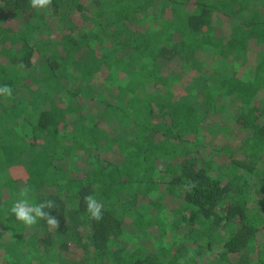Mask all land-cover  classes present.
Listing matches in <instances>:
<instances>
[{"label":"trees","instance_id":"1","mask_svg":"<svg viewBox=\"0 0 264 264\" xmlns=\"http://www.w3.org/2000/svg\"><path fill=\"white\" fill-rule=\"evenodd\" d=\"M5 85L0 264H264V0H0ZM25 187L56 230L15 219Z\"/></svg>","mask_w":264,"mask_h":264},{"label":"clouds","instance_id":"2","mask_svg":"<svg viewBox=\"0 0 264 264\" xmlns=\"http://www.w3.org/2000/svg\"><path fill=\"white\" fill-rule=\"evenodd\" d=\"M30 3L31 7L39 10L48 7L51 4V0H30ZM11 94V87L7 85L0 87V95L11 96ZM29 191L30 190L25 187L20 193L25 199L17 200L11 207L10 211L15 219L28 228L36 225L40 219H44L52 229L56 230L60 224L59 219L52 216L48 211H45V209L55 208V201L47 200L38 204H30L28 199H26ZM83 200L90 219L95 221L101 220L103 218L102 203L98 202L93 195H85ZM181 264H183V262H181Z\"/></svg>","mask_w":264,"mask_h":264},{"label":"rangeland","instance_id":"3","mask_svg":"<svg viewBox=\"0 0 264 264\" xmlns=\"http://www.w3.org/2000/svg\"><path fill=\"white\" fill-rule=\"evenodd\" d=\"M127 32L130 33L129 35H131L132 38L134 37V40L128 38L127 40H125L123 42V45L127 46L128 49H131L132 50L134 48L135 41L139 42L137 40L139 33L135 31V25H134V23L128 22ZM114 35H115V38L117 40H119V39L122 38V33L115 32ZM188 70L186 72H188ZM231 70H232V68H231V65L230 64H228V66H227V64L224 61H221L220 62V68H219L218 74H216L215 76H212L208 81L211 82L212 84H215L216 85L217 84V81L219 80V78L221 77V75H229L231 73ZM182 71H183V69H182ZM186 76H188V74L185 75V77H184L185 79H186ZM184 78H182L181 76H179V74H177V75L174 74V73L170 74L169 77H168V82H167L168 84H167L166 88L170 91V90L174 89V86L182 85V84H187L186 83V80H184ZM183 87L184 86H182V89H183ZM177 88H179V87H177ZM187 88H188V84H187ZM120 89H121V90H119L120 93L124 94L126 89L124 87H122ZM36 106H37V104H36ZM226 122H228V121H223V123H226ZM118 129H120V131H124L125 133H127L126 136L127 137H130L129 136V133H130V131L132 129L130 128L129 123H125L123 125L120 122V124L118 126ZM222 141H224V140H222ZM98 147H99V145H98ZM251 151H252V148L249 145H247L245 147V149H244V152H245L246 155H250ZM94 152H95V146L94 145H90V146H88V147L85 148V151L82 152L81 156H83V155L85 156V154H93ZM258 197H260V200L264 202V189L263 188L261 189V192L258 195ZM169 206L174 207V206H176V204H173V205L171 204ZM262 207H264V203H263V206ZM164 231H165V235L163 236V241H164V243L166 245L167 244L170 245L171 243L176 242L180 237L187 235V231L183 227L177 228L175 230H168V229L165 228ZM140 239H143V235L142 234L140 235L139 240ZM135 241H136V239H135ZM132 242H133V240L129 243V248L134 245Z\"/></svg>","mask_w":264,"mask_h":264}]
</instances>
